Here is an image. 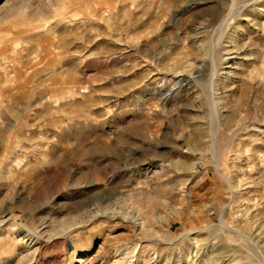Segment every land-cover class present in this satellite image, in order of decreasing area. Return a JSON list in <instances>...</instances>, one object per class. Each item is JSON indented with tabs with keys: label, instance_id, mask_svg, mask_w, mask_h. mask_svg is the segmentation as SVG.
I'll list each match as a JSON object with an SVG mask.
<instances>
[{
	"label": "rangeland",
	"instance_id": "rangeland-1",
	"mask_svg": "<svg viewBox=\"0 0 264 264\" xmlns=\"http://www.w3.org/2000/svg\"><path fill=\"white\" fill-rule=\"evenodd\" d=\"M0 264H264V0H0Z\"/></svg>",
	"mask_w": 264,
	"mask_h": 264
}]
</instances>
